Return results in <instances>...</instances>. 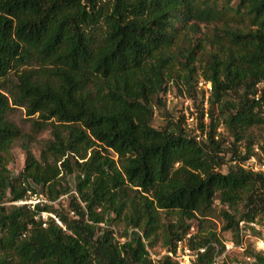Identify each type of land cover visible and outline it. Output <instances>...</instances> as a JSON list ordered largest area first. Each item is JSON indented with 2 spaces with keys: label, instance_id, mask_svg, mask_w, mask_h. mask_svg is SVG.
Listing matches in <instances>:
<instances>
[{
  "label": "trees",
  "instance_id": "trees-1",
  "mask_svg": "<svg viewBox=\"0 0 264 264\" xmlns=\"http://www.w3.org/2000/svg\"><path fill=\"white\" fill-rule=\"evenodd\" d=\"M198 75L211 83L206 126L197 108L206 138L196 141L182 114L154 127L169 81L194 97ZM0 80L11 84H0V264H177L150 255L159 230L172 249L215 199L243 202L238 217L222 211L223 229L237 237L239 221L264 214V174L232 162L254 153L238 142L264 123V0H0ZM11 105L38 113L54 137L39 157L23 145L16 177L7 169L20 136L6 118ZM220 120L234 136L227 150L216 138ZM68 154L82 160L73 216L39 202L1 204L7 193L25 200L34 185L50 200L66 193L57 162ZM61 165L73 171L68 158ZM170 212L176 220L163 222ZM112 223L122 224L123 241ZM213 243L221 253L215 233L192 236L206 247L196 264H213ZM252 256L264 264L262 253Z\"/></svg>",
  "mask_w": 264,
  "mask_h": 264
},
{
  "label": "rangeland",
  "instance_id": "rangeland-1",
  "mask_svg": "<svg viewBox=\"0 0 264 264\" xmlns=\"http://www.w3.org/2000/svg\"><path fill=\"white\" fill-rule=\"evenodd\" d=\"M205 33L206 27L203 24H200L198 35L203 36ZM37 67L38 66H32V68ZM8 77L11 78L12 81L15 80L13 75L9 74ZM205 82L206 81H204L201 76H197L196 89L193 92L194 97H191L185 93V87L182 82H179V86L182 89V92L180 93L176 84L169 81L167 84V91L165 93H160L162 105H153L151 120L152 125L159 128L165 124V121L169 116L173 118L178 117L181 112L182 99H191L195 107L199 108L205 98V87L203 86ZM0 84L3 85L5 91H7L6 89H8L11 85L9 81L3 80H0ZM215 112H217V110ZM6 118L18 128L20 133L19 138L14 141L10 149V159L7 164L10 176L16 177L22 170L25 163L23 145L29 146L35 156L39 157L41 149L53 141L54 137L51 132V126L48 123L39 125V114L36 113L33 116H29L26 114V109L23 106L11 105V109L7 112ZM49 121H53V119H50ZM216 138L222 142L224 150H227L234 142V136L222 120L219 121V125L216 130ZM248 142L252 144L253 148H259V145L264 142V123L252 126L245 131L243 138L238 142L242 151L245 144ZM108 153L116 158V155L110 150ZM229 154L230 152L227 151L226 158ZM87 156H89V153ZM65 158H68L71 162V166L73 167V171L71 173L67 172V170L61 165V162L64 161ZM75 161L80 162L82 160L76 154H68L66 156H62L57 162L61 171L57 186L60 191H67L66 193L59 195L56 199L50 200L45 189H42L38 185H34V190L28 192L25 200L11 201V196L7 193L1 204L5 207H10L14 204H26L30 208H33L34 205L39 202L41 205H51L55 209L69 213L70 216H73V213L70 212V200L72 195L75 194V187L77 181L80 179V175L75 167ZM221 171L225 172L226 168L224 166L221 167ZM223 210H227L235 217H238V215L243 211V202H238L235 206L229 207L227 204L221 203L219 199H215L212 209L206 213V215H197L194 219L190 220L191 231L199 234L215 233L224 247L222 252L218 254L219 263L226 259L228 262L234 264H253V253L260 252L264 255V231L262 229H255L246 225L243 228L242 237L241 235L237 237L233 231L223 229L226 224L222 215ZM41 216L43 219H46L48 214L43 212ZM109 216L112 217L113 215L109 214ZM166 216L162 214V221L165 223H168L169 221L174 222L176 220V215L172 212ZM256 221L260 226H262V223H264V214L257 216ZM109 227L114 229L115 236L118 240L123 241L125 239V237H120L123 229L121 223H112ZM158 233L159 237L155 240L154 245L148 246L150 255L154 260L158 259L163 249L161 244L162 240L160 238L161 231L159 230ZM213 245H215L217 249L221 248V245L218 243H213Z\"/></svg>",
  "mask_w": 264,
  "mask_h": 264
},
{
  "label": "built area",
  "instance_id": "built-area-1",
  "mask_svg": "<svg viewBox=\"0 0 264 264\" xmlns=\"http://www.w3.org/2000/svg\"><path fill=\"white\" fill-rule=\"evenodd\" d=\"M203 86L205 87V98L202 103L203 112H204L202 117V122L206 126L208 122L207 107H208V96L211 91V83L205 82ZM180 114L184 116L185 129L190 133L192 137H194L196 141H201L206 138V133H205L206 127L204 131H202L199 124L198 110L191 99L189 98L182 99ZM232 162L233 163L238 162L242 167L252 172L264 174V153H262L258 147H255L254 153L249 155L244 160L238 161L236 159H233ZM246 225L253 227L255 229H260V230L262 229L264 231V223H262V226H260L256 220L255 221L241 220L238 223L241 237H242L243 228ZM194 234L195 233H193L190 229L188 232H186V234L183 237L176 240L175 245L172 249L163 248L158 259L164 255H167L170 256L171 259L175 261L177 264H196L198 258L205 252L206 247L192 246L190 244V240ZM217 251L218 249L215 247L213 264H219Z\"/></svg>",
  "mask_w": 264,
  "mask_h": 264
}]
</instances>
